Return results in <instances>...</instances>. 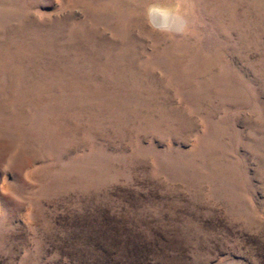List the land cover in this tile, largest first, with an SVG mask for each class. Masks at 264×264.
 Segmentation results:
<instances>
[{"label":"rangeland","instance_id":"374dc122","mask_svg":"<svg viewBox=\"0 0 264 264\" xmlns=\"http://www.w3.org/2000/svg\"><path fill=\"white\" fill-rule=\"evenodd\" d=\"M0 264H264V0H0Z\"/></svg>","mask_w":264,"mask_h":264}]
</instances>
